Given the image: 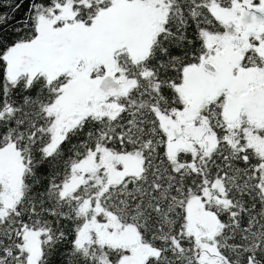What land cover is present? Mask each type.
I'll return each mask as SVG.
<instances>
[{"label":"snow or ice","instance_id":"obj_1","mask_svg":"<svg viewBox=\"0 0 264 264\" xmlns=\"http://www.w3.org/2000/svg\"><path fill=\"white\" fill-rule=\"evenodd\" d=\"M0 264H264V0H0Z\"/></svg>","mask_w":264,"mask_h":264}]
</instances>
